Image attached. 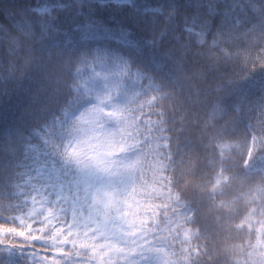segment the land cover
Here are the masks:
<instances>
[{"label":"snow or ice","instance_id":"6c2138e0","mask_svg":"<svg viewBox=\"0 0 264 264\" xmlns=\"http://www.w3.org/2000/svg\"><path fill=\"white\" fill-rule=\"evenodd\" d=\"M24 11L19 35L0 26V84L22 82L36 65L52 87L31 102L42 93L51 102L30 107V122L0 128V183L15 174L28 185L0 204V264H219L221 243L226 264H264V242L231 245L201 226L208 200L224 227L229 204L216 197L235 180L228 161L238 145L223 131L196 143L181 127L173 150L160 103L183 38L203 44L249 12L264 21V0H41ZM254 47L245 63L261 76L250 87L264 93V44ZM248 98L241 92L229 110L241 113ZM258 101L264 117V95ZM245 132L248 159L264 161V118ZM201 149L212 150L210 178L197 176Z\"/></svg>","mask_w":264,"mask_h":264},{"label":"trees","instance_id":"16d2710c","mask_svg":"<svg viewBox=\"0 0 264 264\" xmlns=\"http://www.w3.org/2000/svg\"><path fill=\"white\" fill-rule=\"evenodd\" d=\"M35 2L40 3L41 0H0V26L8 29L10 35H19L14 25L26 15L24 10ZM247 7L245 5L246 9ZM241 17L244 18L243 13ZM248 18L247 23L234 28L226 26L219 34L213 29L212 34L203 37V44L196 43L198 37L191 40L183 38L181 43L187 47L176 53L173 78L165 81L161 89L162 93L167 94V99L160 101L162 110L169 119L167 126L174 128L173 132L166 133L172 136L170 143L173 150L177 143L176 137L182 135L181 127L185 130L183 135L191 137L196 143L206 144L208 136L223 131L230 143L238 145L232 149L228 161L235 180L223 195L216 197L217 203L226 201L229 204L222 209L224 215L220 224L224 227L217 224L219 214L212 210L210 201L202 203L200 214L201 226L208 225L218 240L222 242L227 238L231 245L264 242V194L259 191L264 189V161L254 163L246 171L241 170V165L247 162L245 126L249 122L256 124L258 118H264L260 117L256 108L258 98L264 93L258 88L250 87L253 80L260 78V67L258 64L245 63L249 53L255 55L254 45L264 44V21L252 18L251 12L248 13ZM64 23L70 24L71 18L65 16ZM78 67L86 76L91 75L90 69L80 65ZM72 71L75 72L76 69L73 68ZM96 71L104 74L107 69L97 67ZM45 77L43 69L31 65L22 82L8 81L0 84V128L30 122V117L26 115L30 107L38 108L51 102L48 93L40 95L39 104L33 105L31 102L32 94L41 86L51 91L52 86ZM244 91L248 92L249 98L244 103L243 111L231 112L228 104ZM182 142L181 140L180 143ZM163 151L167 152V149ZM200 155L201 171L197 176L200 178L206 174L210 178L212 171L206 166V161L212 158V150L201 149ZM184 159L187 160L188 156ZM26 179V176L13 174L9 180L5 175L0 183V204L7 207L9 201L16 198L17 185L27 188L28 185L24 183ZM34 182L45 183L43 178ZM210 187L208 185L209 189ZM228 225L233 226L230 232L227 230ZM236 225H242V228L237 230L234 227ZM217 255L219 264H226L222 243Z\"/></svg>","mask_w":264,"mask_h":264},{"label":"rangeland","instance_id":"374dc122","mask_svg":"<svg viewBox=\"0 0 264 264\" xmlns=\"http://www.w3.org/2000/svg\"><path fill=\"white\" fill-rule=\"evenodd\" d=\"M258 161H261V160H259V159H256V160H249V159H248V156H247V164H248L249 166H253L254 163H256V162H258Z\"/></svg>","mask_w":264,"mask_h":264}]
</instances>
